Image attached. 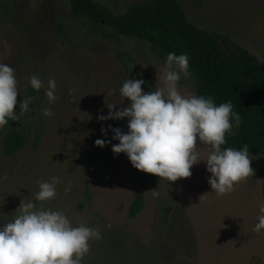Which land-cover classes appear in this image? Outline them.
Segmentation results:
<instances>
[{
    "label": "rangeland",
    "instance_id": "1",
    "mask_svg": "<svg viewBox=\"0 0 264 264\" xmlns=\"http://www.w3.org/2000/svg\"><path fill=\"white\" fill-rule=\"evenodd\" d=\"M68 1L0 0V63L14 69L17 104L30 98L27 111L0 127V223L17 215L22 199L64 211L73 226L100 231L82 264H264V229L253 230L264 205V157L251 158L253 175L217 194L204 162L192 166L190 177L168 182L134 169L123 153L114 155L117 141L111 130L102 136L101 126L127 131V120L99 122L97 115L107 114V104L116 105L113 111L127 105L119 89L128 78L144 80L143 92L162 87L166 57L147 42L73 15ZM93 1L118 15L147 0ZM176 1L189 22L229 37L264 67V0ZM30 75L41 79L40 90L32 89ZM49 78L56 83L51 104ZM178 90L194 95L193 80L181 76ZM46 107L51 116L43 115ZM11 132L22 135L23 145L4 154ZM97 138L110 143L97 147ZM197 151L204 160L208 146ZM52 177L55 197L36 201L37 181ZM136 195L141 206L130 216Z\"/></svg>",
    "mask_w": 264,
    "mask_h": 264
},
{
    "label": "clouds",
    "instance_id": "2",
    "mask_svg": "<svg viewBox=\"0 0 264 264\" xmlns=\"http://www.w3.org/2000/svg\"><path fill=\"white\" fill-rule=\"evenodd\" d=\"M188 61L186 53L169 52L164 64L163 86L152 91H142L145 83L142 79H126L119 92L127 105L113 111L116 105L107 104V114H98L96 119L104 122L126 118L127 131L111 125L106 129L102 124L101 134L104 136L111 130V140L117 141L111 144L112 153L126 155L134 169L175 182L190 177L192 166L204 162L210 174L207 183L211 191L225 194L236 183L253 175L247 144L240 149L222 147L226 134L232 135L239 127L241 117L231 101L215 104L211 96L180 93L181 76L190 75ZM28 80L34 90L43 87L36 75H30ZM55 90V79L49 78L45 90L49 104L57 99ZM18 91L14 69L0 63V127L28 110L30 98L17 104ZM14 106L18 107V113L13 111ZM52 114L50 108L43 109L44 116ZM109 143L108 139L94 140V145L100 148ZM199 144L208 146L204 160L199 159ZM57 183V177L37 181L35 200L53 199ZM15 212L17 215L12 220L0 223V264H82L89 241L101 237L97 228L84 224L73 226L64 211L37 208L31 200L22 199ZM259 213L253 229L256 232L264 229V205L259 207Z\"/></svg>",
    "mask_w": 264,
    "mask_h": 264
},
{
    "label": "trees",
    "instance_id": "3",
    "mask_svg": "<svg viewBox=\"0 0 264 264\" xmlns=\"http://www.w3.org/2000/svg\"><path fill=\"white\" fill-rule=\"evenodd\" d=\"M68 7L73 15L105 25L118 36L149 43L165 57L169 52L186 53L194 95L211 96L215 104L231 101L241 117L222 147L240 149L247 144L250 159L264 157V67L254 55L229 37L189 22L176 0H147L118 15L93 0H69ZM22 145V135L11 132L3 141V153H15ZM140 206L136 195L129 215Z\"/></svg>",
    "mask_w": 264,
    "mask_h": 264
}]
</instances>
